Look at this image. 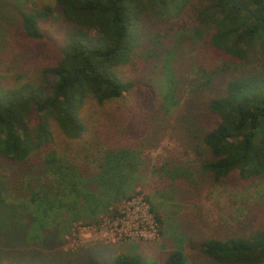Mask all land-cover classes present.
Here are the masks:
<instances>
[{"label":"trees","instance_id":"obj_1","mask_svg":"<svg viewBox=\"0 0 264 264\" xmlns=\"http://www.w3.org/2000/svg\"><path fill=\"white\" fill-rule=\"evenodd\" d=\"M52 1L67 23L57 60L38 65L26 78L0 77V198L12 189L21 195L17 204L0 199V258L65 264L69 258L62 254L70 252L60 246L73 222H95L131 197L136 151L130 140L119 138L130 132L129 124L122 130L109 124L99 138L106 146L100 154L81 156L82 162L67 151L69 142L61 146L55 135L79 139L87 130L81 115L87 100L104 104L134 87V81L122 78L120 67L148 54L138 50L140 20L149 8V14L158 9L169 14L188 7L196 22L193 35L213 58L198 86L204 101L197 111V118L206 111L212 124L197 123L191 133L201 177L214 184L231 176L264 178V0ZM53 11L50 5L21 10L23 35L43 39L41 23ZM157 62L158 88L170 100L176 86L172 60L161 53ZM157 171L160 177L191 176L170 156ZM201 250L221 264H264V225L206 239ZM99 256L96 251L86 262L97 263ZM107 259L104 264H156L134 250L113 251ZM163 264L187 261L174 249Z\"/></svg>","mask_w":264,"mask_h":264},{"label":"rangeland","instance_id":"obj_2","mask_svg":"<svg viewBox=\"0 0 264 264\" xmlns=\"http://www.w3.org/2000/svg\"><path fill=\"white\" fill-rule=\"evenodd\" d=\"M48 5L54 11L41 23L44 38H26L20 29V11ZM149 10L140 20L142 45L138 47V53L148 54L134 56L120 67L122 78L134 81V87L104 104L87 100L81 110L87 132L79 139L70 141L58 132L55 135L61 146L69 142L67 151L82 162L81 156L100 154L106 146L99 138L109 124L121 130L129 124L130 132L119 138L130 140L136 151V179L128 190L131 197L116 202V211L99 214L95 222H73L60 246L62 251L70 252L62 254L69 258L65 264H90L86 259L96 251L100 256L94 264H104L113 251L131 250L139 251L146 262L163 264L174 249L183 252L187 264H221L202 252L204 240L247 233L264 225V178L241 180L231 176L229 181L214 184L202 178L195 165L192 130L197 123L204 128L212 124L206 111L197 118L204 101L198 86L213 58L193 35L196 22L191 11L185 7L169 14L160 9L149 14ZM66 28L52 0H0V77L20 74L26 78L38 65L55 62ZM161 53L172 60L176 86L170 100L158 88L156 58ZM167 156L176 165L186 167L191 176L160 177L161 171L157 170ZM1 194L0 199L8 203L17 204L21 199L13 189ZM6 258H0V264H39L37 258L28 257L30 260L18 263Z\"/></svg>","mask_w":264,"mask_h":264}]
</instances>
